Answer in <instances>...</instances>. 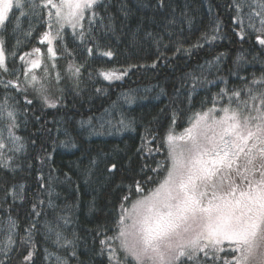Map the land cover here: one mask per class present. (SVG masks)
<instances>
[{
	"label": "trees",
	"instance_id": "1",
	"mask_svg": "<svg viewBox=\"0 0 264 264\" xmlns=\"http://www.w3.org/2000/svg\"><path fill=\"white\" fill-rule=\"evenodd\" d=\"M22 2L25 14L13 0L0 27V264H110L121 208L140 197L137 183L146 195L165 174L167 133L227 106L233 91L247 99L261 87L252 83L264 79L256 5L238 13L240 0H99L52 54L50 5Z\"/></svg>",
	"mask_w": 264,
	"mask_h": 264
},
{
	"label": "snow or ice",
	"instance_id": "2",
	"mask_svg": "<svg viewBox=\"0 0 264 264\" xmlns=\"http://www.w3.org/2000/svg\"><path fill=\"white\" fill-rule=\"evenodd\" d=\"M98 3L44 0L43 6L55 9L56 23L62 30L65 25L75 29L88 11L95 17ZM252 3L258 7L253 13L260 18L258 31H264V0ZM14 6L25 14L22 0H15ZM245 6L252 4L240 0L237 12ZM12 8L13 0H0V24ZM44 38L51 44L50 33ZM258 42L264 45V39L258 37ZM102 55L111 57L112 52ZM38 66L39 57L31 61L32 68ZM4 67L0 47V68ZM101 74L105 79L119 78L114 72ZM31 81L38 82L37 77L33 75ZM252 83L261 87L248 88L247 99H240L241 92L233 91L237 103L233 106L230 96L228 105L220 109L223 115H213L214 108L197 113L181 135L170 133L165 138L169 162L165 174L147 195L137 183L140 197L131 209L121 208L117 230L110 237L114 242L109 250L110 264H219L221 260L223 264H264V79ZM42 90L41 85L37 91ZM7 117L12 136L14 113L8 111ZM5 146L0 139V149ZM164 167L158 165L153 171L159 175ZM55 235L59 243L61 233L56 230ZM31 256L29 252L25 260Z\"/></svg>",
	"mask_w": 264,
	"mask_h": 264
},
{
	"label": "rangeland",
	"instance_id": "3",
	"mask_svg": "<svg viewBox=\"0 0 264 264\" xmlns=\"http://www.w3.org/2000/svg\"><path fill=\"white\" fill-rule=\"evenodd\" d=\"M56 2H58V0H56ZM50 8H51V6H50ZM51 10H52V12H53V21H52V30H50V34H51V44H49L48 43V40H46V42L48 43V48L49 47H51L52 48V54H53V43H54V41L57 39V37H58V35L59 34H57V33H60L62 30H64V29H67V30H69L70 32H72V33H76V32H78L79 31V29L81 28V25H82V22H83V20L80 22V25H78L75 29H73L72 27H70V26H68V25H65V27L61 30L60 28H59V25L56 23V19H55V9H52L51 8ZM255 11H258V7L256 6L255 7V9H254V12ZM253 12V13H254ZM87 13V12H86ZM258 17V16H257ZM259 17L255 20L254 19V21H256L257 23H259ZM6 20V19H5ZM249 21H251V20H249ZM260 24V23H259ZM1 25L2 24H0V27H1ZM44 43H45V41H44ZM46 44V43H45ZM1 47V46H0ZM55 57H53V59H54ZM52 64L51 65H53V60H52V62H51ZM1 70L2 69H4V68H0ZM102 77L103 78H105L103 75H102ZM211 109H213V108H211ZM214 109H216V111L213 113V115H215V116H217V117H219V116H221V115H223V113H222V111H220V109H222V108H214ZM208 111V110H207ZM207 111H205V112H207ZM195 118V116L193 117V119ZM190 126V123L184 128V129H182V130H180V131H174L173 129H171L168 133H167V135H166V137L171 133L173 136H179V135H181L183 132H184V130L187 128V127H189ZM165 147H166V144H165ZM166 151H167V147H166ZM169 163V162H168ZM147 195V194H146ZM136 201V200H135ZM134 201V202H135ZM133 202V203H134ZM132 203V204H133ZM132 204L130 205V207L128 208V209H131V207H132ZM4 238V237H3Z\"/></svg>",
	"mask_w": 264,
	"mask_h": 264
}]
</instances>
